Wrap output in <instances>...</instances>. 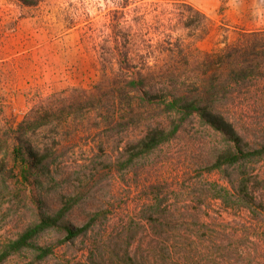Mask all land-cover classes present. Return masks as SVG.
I'll return each mask as SVG.
<instances>
[{
	"label": "rangeland",
	"instance_id": "374dc122",
	"mask_svg": "<svg viewBox=\"0 0 264 264\" xmlns=\"http://www.w3.org/2000/svg\"><path fill=\"white\" fill-rule=\"evenodd\" d=\"M192 3L211 24L203 40L191 42L200 51L264 29V0ZM169 12L160 0H35L30 6L0 0V139L38 108L31 117L38 125L25 138L52 154L39 185L10 181L7 189L0 181V245L35 219L39 205L50 211L78 196L65 219L79 226L98 213L96 220L73 242L55 244L62 234L42 233L38 244H52L53 252L39 264H264V158L207 171L225 143L191 118L173 138L117 170L125 149L158 122L157 108H89L73 90L93 89L101 54L111 61L106 72L119 68L110 54V25L139 23L135 43L145 47L167 29ZM230 91L236 131L250 146L264 143V73ZM239 175L257 203L253 210L231 193ZM31 256L23 251L1 264H28Z\"/></svg>",
	"mask_w": 264,
	"mask_h": 264
},
{
	"label": "trees",
	"instance_id": "16d2710c",
	"mask_svg": "<svg viewBox=\"0 0 264 264\" xmlns=\"http://www.w3.org/2000/svg\"><path fill=\"white\" fill-rule=\"evenodd\" d=\"M18 1L35 5V0ZM160 1L169 7L170 23L167 29L154 33L153 44L146 41L145 47H138L135 43L133 27L140 26L139 23L110 25L108 36L113 40L110 54L119 68L113 75L106 72L105 63L111 61H105L101 54V75L93 89H73L83 97L80 103L89 108L99 105V109H105V104H112L121 110L122 106L129 107L133 103L157 108L158 122L148 125L145 134L131 148L125 149L126 159L117 161L114 166L117 170L126 168L135 158L173 138L191 118L218 132L225 143L206 166L207 171L224 172L228 167L264 158V143L250 146L236 131L229 116L232 103L226 100L232 87L264 73V29L243 32L236 42L226 43L213 52H203L192 47L191 42L201 41L210 33L211 24L206 15L193 5V0ZM149 48H153L151 53ZM34 109L38 108L31 109L22 121L4 130L0 139L4 144L0 181L7 189L10 181L22 187L32 183L39 185L50 173L52 154L34 148L25 138L26 132L38 125L31 118ZM245 178L239 175L231 193L246 201L253 210L251 206L257 203L246 194ZM223 190L230 193L225 187ZM77 200L78 196H67L62 206L50 211L39 205L35 219L15 238L0 245V264L23 251L32 253L28 264H39L53 252L52 244L37 242L45 231L54 230L63 235L55 244L73 242L86 234L98 213L92 214L82 225L71 224L65 216Z\"/></svg>",
	"mask_w": 264,
	"mask_h": 264
}]
</instances>
